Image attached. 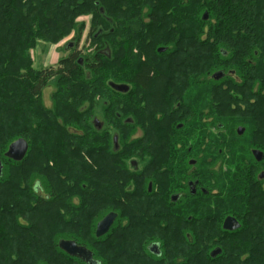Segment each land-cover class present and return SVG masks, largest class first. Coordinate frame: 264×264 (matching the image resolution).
I'll return each mask as SVG.
<instances>
[{
    "label": "trees",
    "instance_id": "1",
    "mask_svg": "<svg viewBox=\"0 0 264 264\" xmlns=\"http://www.w3.org/2000/svg\"><path fill=\"white\" fill-rule=\"evenodd\" d=\"M144 5L148 12H142ZM82 15L91 16L89 32L98 46L94 52L79 56L69 41L65 47L70 53L57 66L33 67L31 50L39 42L58 43L76 29L81 33L86 23L77 20ZM257 26L264 29V0H0V264H264V240L254 237L250 227L233 233L239 237L220 238L218 230L226 234L221 225L170 223V207L158 212L167 219L158 223L157 211L139 201L137 170L130 165L142 153L166 152L160 146L172 139L160 131H174L172 125L182 117L199 115L184 105V98L164 117V102L175 95L166 93L161 100L155 97L162 120L151 113L144 118L135 91L149 92L156 77L163 85L181 87L190 69L192 89L200 78L210 80L212 87L204 92L208 105H219L216 98L227 103L226 93H236L238 84L232 80L225 88L214 75L235 68L234 59L264 58V31L252 29ZM121 33L124 39L118 42L114 36ZM188 41L197 44L191 56L182 47ZM159 46L166 53L157 52ZM151 50L166 66L173 65L176 78L156 74L160 68L154 63H142ZM126 59L131 75L123 82ZM108 65L115 71L107 82L96 73ZM110 82L126 83L129 90L117 91ZM52 83L58 87L57 107L49 109L42 92ZM252 83L258 81H248V94ZM103 89L112 100L100 106L105 117L110 106L112 117L98 129L89 121L96 112L77 106L87 96L96 111ZM254 95L257 103L250 106L251 120L243 119L244 125H264V94ZM138 120L154 126L149 142L134 137ZM19 138L28 141L29 149L16 161L8 150ZM76 196L81 198L78 206ZM92 204L96 211L106 207L97 213ZM110 212L118 218L106 235L97 237L98 222ZM56 228L58 234L49 238ZM61 239L86 246L93 252L92 262L67 254L59 246ZM154 244L160 255L151 251ZM217 247L222 252L213 257Z\"/></svg>",
    "mask_w": 264,
    "mask_h": 264
},
{
    "label": "flooded vegetation",
    "instance_id": "2",
    "mask_svg": "<svg viewBox=\"0 0 264 264\" xmlns=\"http://www.w3.org/2000/svg\"><path fill=\"white\" fill-rule=\"evenodd\" d=\"M77 33L80 34L79 29ZM76 37L72 46L83 56L80 36ZM234 61L235 68L228 69L221 80L225 88L232 80L238 84L236 101L242 109H249L257 103L254 94H264V58ZM248 81H258L250 85V94L245 90ZM185 126L177 127L185 129ZM194 126L201 127L199 145L188 147L191 141L187 137L172 154L142 153L130 161L137 170L140 203L156 210L155 215L161 219H166L165 213L159 211L173 208L170 223L221 225L226 234L218 230L220 238L239 237L233 233L250 227L254 237L264 240V125ZM147 192L153 196L149 197ZM228 217L235 218L240 226L225 229ZM216 249L221 248L212 249L211 255ZM151 251L160 255L156 248L151 247Z\"/></svg>",
    "mask_w": 264,
    "mask_h": 264
},
{
    "label": "rangeland",
    "instance_id": "3",
    "mask_svg": "<svg viewBox=\"0 0 264 264\" xmlns=\"http://www.w3.org/2000/svg\"><path fill=\"white\" fill-rule=\"evenodd\" d=\"M107 3V2H106ZM143 9V13L144 12H148L149 9V5H144L141 6ZM117 13V12H116ZM83 16V17H82ZM81 18H79L77 20V22L80 23L84 22L85 27L82 30V32L80 34L77 33V30H74L70 35H68L67 37H65L64 39H62L61 41H59L58 43L55 44H44V42H39V44L37 45V47H35L33 50H31V57L33 59V67L35 68H44V67H55L59 64L60 60L63 59L64 57L68 56V54L70 53V49L65 47V44L69 41H73L74 38L77 36H80L81 39V46L83 47L84 50L83 54H91L92 52H94V50L98 47L97 45H94L93 40L91 38L90 35V15H82ZM145 18V17H144ZM145 20L147 21V18H145ZM121 28V27H120ZM122 29V28H121ZM80 30V29H79ZM186 30H188L190 32V28H187ZM264 31L263 28H258L255 27V31ZM121 34H118L117 36H114V39L116 38L119 41H121L122 39H124ZM179 36V35H178ZM189 36V33H187L186 37ZM76 37V38H77ZM185 37V38H186ZM106 40V38H104ZM111 40V37H107V41ZM99 44V43H98ZM171 46L173 45V41L170 42ZM196 42L192 43V42H187L185 45H182L183 50L186 51V53L189 54V56H191V51L194 50V47L196 46ZM160 47L163 46H159L157 47V52L158 49ZM172 51V50H171ZM177 52V54L175 55V58L179 57L178 54H180V52L177 50L175 51ZM203 52L204 49H203ZM160 53H166V52H160ZM143 58H142V63L143 62H151L154 63V65H158V67L160 68V70H156V74L158 73H164L169 75L170 77H175V71H173V68L171 66L173 65H169L165 64L164 60L159 58L158 56L154 55L153 50H151L150 53L147 54H143ZM123 60H125L123 58ZM126 67L124 68V73H123V78H121V80L124 82H127L126 79L131 75L130 72V68L132 65H130V61L128 59H126ZM202 62L201 59L199 60V58H195V63L197 62ZM158 62V64H157ZM188 62V66H190V64L192 63V60L187 61ZM204 63V62H203ZM165 65V66H164ZM157 67V66H156ZM115 69V67H112L110 65L107 66L106 69L96 73L99 76H103L105 78V80L107 79V82L109 80V76L110 73ZM187 74V83L184 84L181 87L175 88L173 86H171V83H167L166 85H163L162 83L158 82V78L156 77V83L155 85H153V87L151 88V90L149 92H145L141 89H137L135 91V100L137 103V110L139 111L138 113L142 114L143 117L145 118V115L151 113L153 114V116H157L160 119L162 118L163 113H161L160 109H157V105L160 103V101H155V97H157V100H161L162 97L167 95L169 96L170 93L172 95V93H175V95L173 96L172 100L170 101H165L164 104L168 105V112L165 114L164 117H166V115L170 114V112L172 111L173 108H176L180 105V102L183 100L184 98L186 99V101L184 102V105L188 106L189 108H191L192 112H196L199 113V115L195 116L193 114L190 115H186L185 117H182L181 120L176 121L175 124L172 125L173 130L174 131H167V129H164L163 131H160L159 135H166L167 137L170 138V140L172 139V141H169L168 143L166 142V144H162L160 146V148H163L164 150H166V152L164 153H160V154H164V155H168V154H172L174 153L175 149H177L179 147V145L182 143V140H185L187 137H189L188 139H190L191 143H188V147L189 146H195V145H199V140L200 138H202V134H201V127H195L194 125H218L219 123H224L225 125H244L242 123L243 119L249 118L251 120V115H250V109H242L240 107V105L238 104V102L236 101V93L234 91H231L230 93L227 92L226 94L228 96H226V102L227 103H220L222 100L216 98L215 99V92H212V98L215 99V101H217V103H219V105H215L212 107V105H208V101H207V94L204 93L206 92V89L208 87H212V85H210L211 83L209 82L210 80H206L207 77H202L199 79L200 83L198 85L195 86V89H192L190 87L191 85V78L192 76H190V69L189 71L186 70ZM173 78V80L175 79ZM185 81V80H184ZM58 91V87L56 86V84H49L47 87L44 88L43 92H42V101L45 104V106L49 109H54L57 107V98H56V93ZM195 92H199V93H195ZM192 95L198 96L199 98H202L203 100L201 101V103H198L199 101L196 100L195 98L192 100ZM63 97V94H62ZM161 97V98H159ZM228 98V99H227ZM59 99V98H58ZM99 100V102H98ZM98 100H96L98 102V106L96 107L97 109H95L96 111L92 112L93 110V106L92 105V100L89 99V97H85V99L83 100V102L79 103V105L77 106L78 109H80L81 107L86 106L87 108H89V111H91V113H95L94 115H92L89 118V121L92 122V124H94V120L97 119L99 122L103 123L104 125V121L107 123V121L111 122V115L110 114V110L111 107H107V109L109 110V114L107 117L104 116V114L106 113L105 111H103V109L101 108L100 104L102 105V103H106V102H110L112 100V96L110 92H107L106 90H101L99 93V97ZM127 100L123 98L122 102L125 103ZM198 101V102H197ZM156 103V104H155ZM154 104V105H153ZM198 104V105H195ZM184 106V107H185ZM95 108V107H94ZM110 108V109H109ZM115 110H117L118 108L114 107ZM182 110V108H179L178 110ZM171 110V111H170ZM166 112V111H165ZM163 117V120H164ZM195 119H198L195 120ZM162 120V119H161ZM76 123H78V121H76ZM179 124H183V125H187V127L185 126V129H181V130H176V128L178 129V125ZM138 126L136 127L135 133H134V137H136L137 139H143V140H147V142H149L150 140L153 139V129L154 126L152 125L151 122H147V121H139L138 120ZM155 125H159V123L155 124ZM153 127V129H152ZM208 130L210 131L211 129L208 128ZM132 133V132H131ZM130 133V134H131ZM130 136V135H129ZM132 136V134H131ZM208 137V136H207ZM186 141V140H185ZM203 144V142L201 143ZM187 145V143H186ZM204 145V144H203ZM201 146V145H200ZM197 146V147H200ZM204 147V146H203ZM170 149V153L168 152V150ZM133 185V184H131ZM124 196V195H123ZM80 196H76L75 198H73V201L75 204L80 205ZM126 199V198H125ZM140 201V200H139ZM96 206L94 204H92V209L93 207ZM124 206V205H123ZM121 206V207H123ZM105 206H100L99 209H97L98 211H96V209H93L94 212H102L104 210ZM195 210V209H193ZM74 215V212L71 214ZM96 215V213H95ZM166 218V217H165ZM27 220V219H26ZM93 220V218H92ZM126 218L124 217L121 222H125ZM167 222L166 219H158V223H165ZM57 228L53 231H50L51 235H49V238L52 239V237L55 236V233H57ZM58 234V233H57Z\"/></svg>",
    "mask_w": 264,
    "mask_h": 264
},
{
    "label": "water",
    "instance_id": "4",
    "mask_svg": "<svg viewBox=\"0 0 264 264\" xmlns=\"http://www.w3.org/2000/svg\"><path fill=\"white\" fill-rule=\"evenodd\" d=\"M208 18V13H205L204 19ZM160 52H164L165 48H159ZM223 73L218 72L214 75L215 79H220L222 77ZM110 86L120 92H127L129 90V85L126 83H115L110 82ZM94 125L98 129H101L103 127V123L99 122L97 119L94 120ZM29 149V143L24 138H19L15 142H13L8 150V155L13 158L16 161L22 160ZM3 171V164L0 161V175ZM194 192V190H193ZM118 214L116 212H110L108 213L104 218H102L96 227V236L102 237L106 235L111 227L113 226L115 220L117 219ZM240 226L239 222L232 217H228L225 220L224 228L229 230L237 229ZM60 248L65 251L67 254L75 257L82 258L88 262H92L93 260V252L89 250L86 246L78 244L75 240L72 239H61L59 241ZM153 248H156L158 250V245L154 244L152 245ZM221 252V249H216L212 252V256L215 257ZM158 253V252H157ZM160 254V252H159Z\"/></svg>",
    "mask_w": 264,
    "mask_h": 264
}]
</instances>
